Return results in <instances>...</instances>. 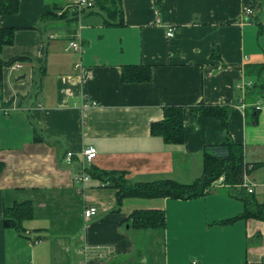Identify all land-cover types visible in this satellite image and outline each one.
I'll return each mask as SVG.
<instances>
[{
    "label": "crops",
    "instance_id": "obj_1",
    "mask_svg": "<svg viewBox=\"0 0 264 264\" xmlns=\"http://www.w3.org/2000/svg\"><path fill=\"white\" fill-rule=\"evenodd\" d=\"M19 1L15 14L0 12V31L14 30L11 44L0 40V264H262L264 222H222L245 209L227 185L192 199L130 197L118 208V189L98 174L124 172L131 184L199 179L204 148L224 136L218 118L191 110L201 105L229 108L245 161L262 163L249 157L264 151V92L247 84L264 83L249 74H264V0H120L112 12L104 6L115 0H93L77 16L75 0ZM80 24L77 52L69 44ZM18 57L28 60L15 70ZM126 65L149 66L150 81L123 82ZM165 107L183 109L181 145L151 132ZM88 146L95 175L80 193L78 159L64 157ZM24 200L33 217L19 232L4 213ZM90 205L98 214L86 219ZM136 210L164 211L165 226L133 237L125 224ZM85 245L112 254L86 256Z\"/></svg>",
    "mask_w": 264,
    "mask_h": 264
},
{
    "label": "trees",
    "instance_id": "obj_2",
    "mask_svg": "<svg viewBox=\"0 0 264 264\" xmlns=\"http://www.w3.org/2000/svg\"><path fill=\"white\" fill-rule=\"evenodd\" d=\"M117 4L120 0H115L113 5L104 6L108 11L117 10ZM19 0H0V12L2 14H15L19 10ZM113 6V7H111ZM116 7V8H115ZM73 15L78 13L73 11ZM58 17V14H55ZM14 30L1 29L0 40L2 45L13 42ZM28 59L18 57L13 59L10 64L17 61L25 62ZM263 67L250 69L249 74L261 80ZM151 79V70L149 66L144 65H126L122 67V80L125 83L148 82ZM253 87L262 88L257 93L264 92V83L253 82ZM264 99V95L262 97ZM196 114L205 117H215L222 122L224 136L220 144L208 145L203 152V175L192 183L184 184L174 180H160L147 183L126 184L122 181L125 177L124 172L98 174L101 178L110 181L112 187L118 189L117 204L120 208L123 200L130 197L140 198H160L169 197L175 199H192L202 196L212 185L224 177L225 185L229 193L244 202V212L237 217L222 221L230 222L235 219H255L264 222V202L259 201L256 194L246 192L239 185L243 182V174L246 165H252L254 169L258 168L261 163H247L245 161V151L241 144L236 143L229 132V108L227 107H206L198 106L191 109ZM258 109H255L253 120L257 124ZM153 135L161 136L167 143L181 145L185 139L184 116L181 107H165L164 118L162 121L154 122L151 126ZM37 134V133H36ZM36 140H44L41 136H36ZM91 175H95L90 172ZM33 217V206L31 201L24 200L16 202L12 208L5 209L4 223L8 227H13L19 232L23 231L24 220ZM166 224V215L162 210H136L126 220L125 226L129 225L128 233L134 237V231L145 230L148 228L164 227ZM264 264V260H263Z\"/></svg>",
    "mask_w": 264,
    "mask_h": 264
},
{
    "label": "built area",
    "instance_id": "obj_3",
    "mask_svg": "<svg viewBox=\"0 0 264 264\" xmlns=\"http://www.w3.org/2000/svg\"><path fill=\"white\" fill-rule=\"evenodd\" d=\"M75 5H73V11H76L78 14L82 13L86 9H91L95 7V2L93 0H75L74 2ZM245 13L247 15H251L253 11L251 9L245 10ZM81 24L78 26V31L75 34L74 39L70 42L69 47L70 49L81 52L82 51V38H81V30H82ZM167 36L169 38H172L175 36V27H168L167 31ZM23 68V63L22 61H17L13 63V69L19 70ZM248 86H252L253 83L249 82L247 84ZM6 114H8L11 111V108H4ZM97 157V150L93 146H88L84 148L82 151L80 157H77V155L73 152H68L65 157V163L68 165H73L75 161L77 160V163H79V167L77 168L76 173L74 174V183L77 185V188L79 192H83L87 184L92 180V175L90 173V164L94 161V159ZM77 158V159H76ZM254 170V167L252 165H246L244 169V174H243V182L239 185L240 188H243L246 192L250 194H256V188L257 187H263L264 188V177H263V182L258 185L254 181L250 179V173ZM224 177L220 178L218 182H216L214 187H219L222 185H225L224 182ZM104 185V184H103ZM98 214V208L96 206H88L86 207L84 211V215L86 219H92ZM84 254L86 256H89L91 253H94L97 257H105L107 255L112 254V249L108 246H101L97 245L95 247H89L87 245L84 246L83 248ZM263 264V263H262Z\"/></svg>",
    "mask_w": 264,
    "mask_h": 264
},
{
    "label": "rangeland",
    "instance_id": "obj_4",
    "mask_svg": "<svg viewBox=\"0 0 264 264\" xmlns=\"http://www.w3.org/2000/svg\"><path fill=\"white\" fill-rule=\"evenodd\" d=\"M251 114L254 113H252L251 111ZM249 159H258L259 162H262L258 168L254 169L250 173V179L254 181L256 184L260 185L263 182V177H264V151L257 152V155L256 154L253 156L251 155ZM122 181L126 184H131L130 182H128L126 176L122 178ZM255 192H256V197L259 199V201L264 202V197L262 195L264 194V188L257 187ZM261 234L264 237V232H262Z\"/></svg>",
    "mask_w": 264,
    "mask_h": 264
},
{
    "label": "water",
    "instance_id": "obj_5",
    "mask_svg": "<svg viewBox=\"0 0 264 264\" xmlns=\"http://www.w3.org/2000/svg\"><path fill=\"white\" fill-rule=\"evenodd\" d=\"M21 79H25V76H22V77H18V80H21ZM129 225H127L126 229L129 230Z\"/></svg>",
    "mask_w": 264,
    "mask_h": 264
}]
</instances>
